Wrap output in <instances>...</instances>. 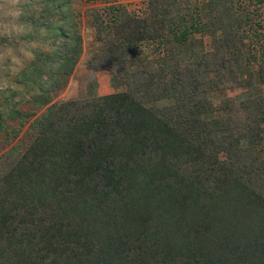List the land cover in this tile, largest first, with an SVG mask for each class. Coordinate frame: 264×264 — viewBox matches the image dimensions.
I'll use <instances>...</instances> for the list:
<instances>
[{"label":"trees","instance_id":"16d2710c","mask_svg":"<svg viewBox=\"0 0 264 264\" xmlns=\"http://www.w3.org/2000/svg\"><path fill=\"white\" fill-rule=\"evenodd\" d=\"M190 2L94 12L92 68L115 67L128 88L56 102L81 52L77 12L22 0L56 44L30 62L34 110L9 111L41 110L24 151L0 165V264H264V97L252 90L264 85V25L248 8L264 0ZM225 87L243 92L212 103Z\"/></svg>","mask_w":264,"mask_h":264},{"label":"rangeland","instance_id":"374dc122","mask_svg":"<svg viewBox=\"0 0 264 264\" xmlns=\"http://www.w3.org/2000/svg\"><path fill=\"white\" fill-rule=\"evenodd\" d=\"M147 1L69 0L70 11L77 12V15L72 19H76L77 22V32L81 39V52L70 75L64 80L60 89L52 95L51 98L54 101L86 100L111 92L127 90V85L119 78L121 74L115 67L106 68L103 65V67L92 68L101 63L99 58L102 54H99V52H101L103 42L96 38L91 17L95 12L105 21L108 16L107 6L112 3L121 8L123 7L130 15H135L145 8ZM190 1V4L196 5L199 10L202 9L205 2V0ZM21 3L22 0H0V165L6 157L10 159L12 155L21 154L32 139L33 130L30 123L34 117L39 115L41 110L33 111L34 114L26 118L10 117L9 111L11 109L20 112L34 110V105L29 99L30 92L27 90L29 89L27 85H31V79H38L37 82L39 81L40 71L37 67L36 72H31L30 62L35 61L39 57V53L52 56L54 49H51V47L53 48L56 44V40L51 37L47 39L38 38L41 35H49L50 32L45 26L32 30L28 15L35 13L20 8ZM31 7L33 10L39 9L38 4L34 2ZM248 8L254 23L252 27L256 23L264 25V3H254L248 5ZM23 17H26V19ZM50 18L51 23L54 22V16ZM29 32L33 36L32 39L27 35ZM195 37H199V34H195ZM202 38L206 43V47H208L210 43L209 35L203 33ZM141 52L146 54L147 51L141 50ZM127 59L131 61L132 58L129 55ZM128 69L134 71L144 70L140 66V61L129 62ZM110 73H113L116 77L114 82L111 80ZM20 74L25 75L26 82L17 85L13 81L17 80ZM252 90L264 97V85L253 86ZM20 91L26 92V94L20 96ZM13 92L16 94L13 95L11 100H8L7 95ZM241 92L243 91L238 88L229 89L225 87L223 90L212 93L210 100L212 103L217 104L219 97L225 95L235 96ZM148 99L149 97L146 98V100ZM162 103L165 106L167 105L165 102ZM257 155L264 158V144L257 147ZM218 156L222 158L223 153H219Z\"/></svg>","mask_w":264,"mask_h":264}]
</instances>
